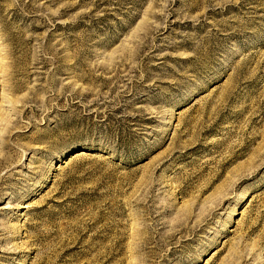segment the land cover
I'll list each match as a JSON object with an SVG mask.
<instances>
[{"label":"rangeland","instance_id":"rangeland-1","mask_svg":"<svg viewBox=\"0 0 264 264\" xmlns=\"http://www.w3.org/2000/svg\"><path fill=\"white\" fill-rule=\"evenodd\" d=\"M0 264H264V0H0Z\"/></svg>","mask_w":264,"mask_h":264}]
</instances>
